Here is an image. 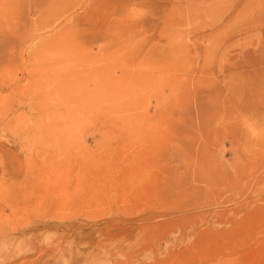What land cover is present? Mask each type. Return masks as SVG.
<instances>
[{
    "label": "rangeland",
    "instance_id": "rangeland-1",
    "mask_svg": "<svg viewBox=\"0 0 264 264\" xmlns=\"http://www.w3.org/2000/svg\"><path fill=\"white\" fill-rule=\"evenodd\" d=\"M0 264H264V0H0Z\"/></svg>",
    "mask_w": 264,
    "mask_h": 264
},
{
    "label": "bare ground",
    "instance_id": "bare-ground-1",
    "mask_svg": "<svg viewBox=\"0 0 264 264\" xmlns=\"http://www.w3.org/2000/svg\"><path fill=\"white\" fill-rule=\"evenodd\" d=\"M108 28V27H107ZM30 166V165H29ZM29 169V167H27Z\"/></svg>",
    "mask_w": 264,
    "mask_h": 264
}]
</instances>
